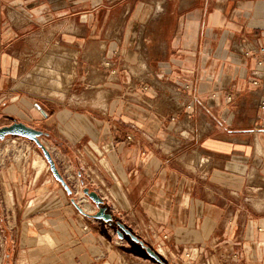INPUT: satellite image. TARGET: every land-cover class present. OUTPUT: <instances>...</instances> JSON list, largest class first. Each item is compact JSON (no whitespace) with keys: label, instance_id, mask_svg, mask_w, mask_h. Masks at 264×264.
Instances as JSON below:
<instances>
[{"label":"crops","instance_id":"obj_1","mask_svg":"<svg viewBox=\"0 0 264 264\" xmlns=\"http://www.w3.org/2000/svg\"><path fill=\"white\" fill-rule=\"evenodd\" d=\"M261 48L264 0H0V122L45 133L168 260L264 264ZM48 53L68 57L76 107L44 95Z\"/></svg>","mask_w":264,"mask_h":264},{"label":"rangeland","instance_id":"obj_2","mask_svg":"<svg viewBox=\"0 0 264 264\" xmlns=\"http://www.w3.org/2000/svg\"><path fill=\"white\" fill-rule=\"evenodd\" d=\"M56 56L55 61L50 62L49 57H53V53H48L46 57L50 67H46L45 71L44 95L64 107H76L74 94L75 90H82L81 85H70L68 57L61 53ZM70 60L75 61V58ZM40 102L49 103L45 100ZM80 105L84 107V103ZM10 122L1 121L0 124L7 126ZM45 137L41 138V143L51 155L67 189L53 177L41 150L33 142L26 139V142L17 141L12 136L0 142V169L10 164L14 170L9 172H17L18 169L23 177L20 181L16 180L20 184L13 192L11 181L2 178L0 170V264H159L129 237L124 235L120 239L117 236L115 221L123 223L142 240L133 228L125 224L127 218L112 213L110 205L106 204L114 217L112 223L88 218L76 209L74 203L87 214L96 213L95 205L82 193L84 187L95 191L94 187L86 183L80 186L69 178L70 171L67 169L66 172L58 159L60 151ZM25 147L27 151L23 153ZM37 155L46 163L39 175L32 167ZM152 238V241H142L146 247L156 251L166 264H234L226 257L201 259L199 252L188 256L183 253L182 258L168 260L160 246L165 238ZM228 251L226 249L224 253Z\"/></svg>","mask_w":264,"mask_h":264},{"label":"water","instance_id":"obj_3","mask_svg":"<svg viewBox=\"0 0 264 264\" xmlns=\"http://www.w3.org/2000/svg\"><path fill=\"white\" fill-rule=\"evenodd\" d=\"M36 107L39 110H41L38 105H36ZM41 112L43 114H45L42 110H41ZM8 136L19 137L22 139H26L30 142H33L41 150V153L44 156L45 160L47 161V163L49 165V169H50L53 177L57 181H59L65 189H67V186H66L63 178L61 177V175L59 174V172L57 171V169L55 167V164L51 158V155L46 150L44 145L41 143V138L43 136H47L45 133H43L40 130L34 129L32 127L26 126L25 124H23L21 122L13 121L10 125L0 127V142L3 141ZM82 193L88 197V199L95 205V207L97 209L96 213H94L92 215L87 214L73 202L76 209L82 215H84L88 218H92L94 220L101 221L103 223H112L113 222L114 217L109 212V208L107 207V205H106V203L102 197H100L95 191H93L89 187H84L82 189ZM114 223L118 227L116 234L120 239H122L124 237V235H126L127 237H129V239L132 242H134L140 248H142L144 250V253L146 255H148L151 259H153L154 261H156L159 264H166L163 261L162 257L156 251H154L150 247H146L144 245V242L139 237L134 235V233L130 229H128L123 223H121L119 221H115Z\"/></svg>","mask_w":264,"mask_h":264},{"label":"built area","instance_id":"obj_4","mask_svg":"<svg viewBox=\"0 0 264 264\" xmlns=\"http://www.w3.org/2000/svg\"><path fill=\"white\" fill-rule=\"evenodd\" d=\"M259 54H260L261 56L264 55V48L259 49ZM257 68H258L259 70H262V71L264 70V59H260V60L257 62ZM253 85H254V86H258V85H259L258 80L253 81ZM227 100H228V101L231 100V95H228ZM259 107H260L261 109H264V99H261V100L259 101ZM186 108H190V107L187 105ZM131 139H132V138H131L130 136H127V137H126L127 142H130ZM22 140H24V139H22ZM24 142H26V140H24ZM26 151H27V147L24 148V152H23V153H26ZM85 176H86L87 184L93 187V185H94V181H93V179H92L91 177H89L88 175H85ZM100 197H101V196H100ZM163 238H166V237L163 236ZM152 239H153V238H152ZM154 241L157 243V241H156L155 239H154ZM186 256H188V255L186 254Z\"/></svg>","mask_w":264,"mask_h":264},{"label":"bare ground","instance_id":"obj_5","mask_svg":"<svg viewBox=\"0 0 264 264\" xmlns=\"http://www.w3.org/2000/svg\"><path fill=\"white\" fill-rule=\"evenodd\" d=\"M33 165L37 171H40L42 168H44V166L46 167L45 161L39 155H37Z\"/></svg>","mask_w":264,"mask_h":264},{"label":"flooded vegetation","instance_id":"obj_6","mask_svg":"<svg viewBox=\"0 0 264 264\" xmlns=\"http://www.w3.org/2000/svg\"><path fill=\"white\" fill-rule=\"evenodd\" d=\"M137 245V244H136ZM138 246V245H137ZM139 247V246H138ZM139 249H140V247H139ZM144 252V251H143Z\"/></svg>","mask_w":264,"mask_h":264}]
</instances>
